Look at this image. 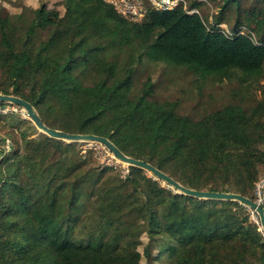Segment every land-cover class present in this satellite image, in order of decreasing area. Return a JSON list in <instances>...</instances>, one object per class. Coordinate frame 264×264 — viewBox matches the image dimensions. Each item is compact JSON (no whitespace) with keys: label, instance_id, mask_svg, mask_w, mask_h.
<instances>
[{"label":"trees","instance_id":"16d2710c","mask_svg":"<svg viewBox=\"0 0 264 264\" xmlns=\"http://www.w3.org/2000/svg\"><path fill=\"white\" fill-rule=\"evenodd\" d=\"M60 4L62 14L0 5V93L30 102L48 127L107 137L187 188L255 200L264 173V15L222 0L210 22L190 0L167 11L148 4L136 22L103 0ZM146 64L236 81L241 93L262 88L261 98L194 120L177 101L153 99L149 76L135 82ZM11 119L17 136L0 150V264H141L153 251L167 264H264V234L242 203L175 192L131 165L122 175L78 142Z\"/></svg>","mask_w":264,"mask_h":264},{"label":"rangeland","instance_id":"374dc122","mask_svg":"<svg viewBox=\"0 0 264 264\" xmlns=\"http://www.w3.org/2000/svg\"><path fill=\"white\" fill-rule=\"evenodd\" d=\"M61 0H0L5 10L9 13H16L21 10L22 7L37 8L41 4H45L48 8H55L62 14L64 12L63 5L60 4ZM187 7L190 0H183ZM201 3L197 9L203 18L208 17L211 22L215 19L219 6L222 4V0H197ZM144 5L147 8L148 3L144 1ZM240 9L242 11H252L256 14L264 15V0H240ZM233 10L228 9V13H232ZM235 15L233 14L229 27L235 21ZM143 20V19H142ZM222 28H228L227 24H221ZM221 28V27H220ZM149 76L154 82L153 99L159 101H177V112L181 115H187L190 118L196 120L203 113L211 112L223 107L226 104L239 103L242 100L245 105L254 104L255 99L261 98L259 90L262 88L253 87L249 91H243L241 93L238 90V82H229L227 80H219L211 77H197L185 69L170 68L165 65H150L146 64L144 68H139L135 76V82L142 84V82ZM254 90V91H252ZM3 120H0V138L6 140L5 143L0 145V150H7L9 145L12 144V136H17V126L12 127L9 122L12 121L11 117H14L16 124L18 119L29 120L27 116H23L20 112H7L1 113ZM264 122V117H263ZM37 135H39L37 131ZM80 151L84 154L90 153L100 165L103 166H115L120 170V173L124 175L127 172V164L118 161L112 156V154L101 144L94 142H78ZM264 148V145H263ZM264 172V168L262 169ZM149 175L150 173L147 172ZM264 174V173H263ZM262 174V175H263ZM261 175V176H262ZM161 184L167 188L163 182ZM256 188V187H255ZM250 219L256 223L259 222V216L253 213L251 208L245 206ZM257 224V223H256ZM260 227V224H258ZM148 237L143 234L141 237L142 247L147 243ZM157 252L153 251L151 257L148 259L143 258L141 264H167L166 260L156 258Z\"/></svg>","mask_w":264,"mask_h":264},{"label":"water","instance_id":"95a60500","mask_svg":"<svg viewBox=\"0 0 264 264\" xmlns=\"http://www.w3.org/2000/svg\"><path fill=\"white\" fill-rule=\"evenodd\" d=\"M0 102H8L22 107L28 119L34 124L39 134L47 135L48 137L63 140L66 142H94L103 145L114 158L118 161L126 163L134 167L141 168L150 173L155 179L160 180L167 186H170L175 192L183 193L185 195L195 197L198 199H218V200H234L242 203L243 205L253 209L259 216L260 230L264 234V207L258 205L254 200L245 197L241 194L231 193V192H214V191H202L190 189L174 178L166 174L165 172L159 170L151 163H148L141 159H135L130 156L125 155L111 140L105 136L95 135V134H78L69 133L63 130L54 129L46 126L41 120L36 109L31 105L30 102L14 96L6 95L0 93Z\"/></svg>","mask_w":264,"mask_h":264},{"label":"built area","instance_id":"2783aa9c","mask_svg":"<svg viewBox=\"0 0 264 264\" xmlns=\"http://www.w3.org/2000/svg\"><path fill=\"white\" fill-rule=\"evenodd\" d=\"M105 3L110 4L114 11L121 17L134 20L136 22L142 21L146 14V7L143 0H103ZM150 6L158 11L172 10L177 7L180 3L184 4L183 0H147ZM243 32V29L241 30ZM7 112H20L23 116H27L25 110L15 104L8 103L2 105L0 103V114ZM254 188L255 202L264 207V174L256 182ZM253 213H256L251 209ZM257 214V213H256ZM256 223L259 222L256 220Z\"/></svg>","mask_w":264,"mask_h":264}]
</instances>
